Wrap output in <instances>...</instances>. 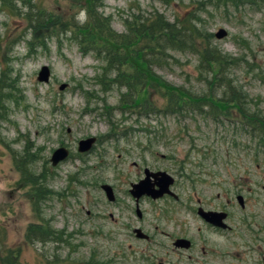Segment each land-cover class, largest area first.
Listing matches in <instances>:
<instances>
[{"label":"rangeland","instance_id":"1","mask_svg":"<svg viewBox=\"0 0 264 264\" xmlns=\"http://www.w3.org/2000/svg\"><path fill=\"white\" fill-rule=\"evenodd\" d=\"M200 1L104 0L102 9L112 17L113 28L124 33L125 20L132 15H148L157 9L174 21L198 9ZM37 9L60 22L86 19L84 8L72 0L0 4V76L4 72L8 83L16 81L18 91L0 118V264L7 262L8 254L14 264H71L91 257L100 264H189L186 252L172 249L170 213L161 209L164 204L170 207V202L143 203L140 207L146 217L144 221L138 218L130 189L143 177L147 164L183 174L189 184L199 179L201 191L215 200L219 192L224 202L233 200L229 209L234 216L233 232L208 236L202 245L209 256L199 254L197 259L209 264H264V148L239 123L236 112L230 110L235 123L203 117L182 123L165 117L139 120L136 114L124 113L118 109V90L103 93L95 82L102 73L100 62L92 55L84 56L70 33L54 34L46 47H33L45 30L35 31L28 21ZM199 13L214 35L220 29L228 31L222 40L215 37V44L241 59L232 78L249 95L251 102L246 105L251 112L264 115V10L210 6ZM174 55L176 60L156 68L159 75L200 98L212 90L221 96L217 87L199 80L195 56ZM45 65L52 71L47 84L38 81ZM63 84L65 90L60 89ZM156 99L160 100L153 94L152 100ZM141 125L159 130L160 136L163 130L166 134L149 147L147 139L154 136L140 131ZM111 129L116 133L111 134ZM92 136L98 138L93 151L80 154L79 141ZM61 146L71 150V157L53 167L52 154ZM27 147L37 158L31 165L25 158ZM32 172L49 174L46 188L51 192L39 204ZM104 184L113 187L115 202L108 200L101 188ZM238 195L248 197L246 210L240 208ZM43 223L64 240L44 244L28 239L29 229ZM138 227L152 235L153 241L136 238L133 230Z\"/></svg>","mask_w":264,"mask_h":264},{"label":"trees","instance_id":"2","mask_svg":"<svg viewBox=\"0 0 264 264\" xmlns=\"http://www.w3.org/2000/svg\"><path fill=\"white\" fill-rule=\"evenodd\" d=\"M72 1L84 8L86 12L84 22L77 21L75 17L72 21L60 22L52 15L47 16L42 9L28 15L32 29L35 31L40 27L45 29L42 40H39V43L35 42L33 47L35 45L46 47L48 38L70 33L84 56L92 55L100 62L99 68L102 73L97 75L95 82L103 93L118 90L120 93L118 109L124 113L136 114L139 120L165 117L174 118L182 123L203 117L211 118L215 122L235 123L237 120H234V114L232 116L230 113L232 109L239 117V123L248 130V134L253 133L258 137L259 145L264 148V115L260 112H251L246 105L247 102H251L249 95L232 78L231 72L240 65L241 59L215 44V35L210 31L208 22L200 13L197 14L198 10L207 12L210 6L218 10L221 8L239 10L247 7L264 10V0H201L198 9H191V12L181 18H175L174 21L155 9L148 15L135 14L131 19L127 18L125 20L127 32L124 33L113 28L112 17L106 15L102 9L105 6L104 0ZM160 1L169 3L170 0ZM14 2L15 0H0L1 7H12ZM174 54L195 56L200 72L199 80L211 87H217L221 91V96L216 95L218 90H212L204 95L205 98H200L192 95L184 86L173 85L159 75L156 68H163L170 59L176 60ZM8 82L3 72L0 76V118H4L5 110L9 111L7 103L17 99L14 94L18 92L16 81L12 84ZM9 89L12 92H8ZM153 94L158 95L162 102L157 99L153 101ZM140 128V131L154 136L147 139L149 147L153 141L166 134V130H163L160 136L159 130H152L149 126L141 125ZM187 129L189 126L185 125L186 132ZM130 130L136 131L133 128ZM114 131L115 129H111V134H115ZM123 133H120L119 137H122ZM25 153L30 165L36 162V154H32L29 147ZM26 166L25 162L24 167ZM48 175L31 173L37 204L43 202L51 192L46 188ZM27 238L44 244L60 243L64 240L61 233L44 223L33 225L28 231ZM4 259L7 260L4 264H14V259L9 254ZM71 264L100 263L91 257L87 262Z\"/></svg>","mask_w":264,"mask_h":264},{"label":"flooded vegetation","instance_id":"3","mask_svg":"<svg viewBox=\"0 0 264 264\" xmlns=\"http://www.w3.org/2000/svg\"><path fill=\"white\" fill-rule=\"evenodd\" d=\"M135 165H137V163H135ZM145 166L146 167L143 169V177H141L136 183L132 184H138L139 182L143 181L147 177V171L154 174L163 171L167 172L173 179L170 187L171 193L157 200L153 199L150 196H143L137 202V200L133 197L136 204V213L137 208L139 207L141 210L140 206L146 202L152 204H158L160 202H170V207H167V204H164L161 205V209L170 213L172 231L171 235H168L171 239L173 251L178 253L186 252L189 264H209L208 261L197 259L199 254L205 255L206 257L209 256V251L203 247L202 242L208 241V236L210 235L211 237H223L225 233L233 232V227L235 225L234 216L229 210L234 206L233 200L230 199L227 202H224L222 200L223 194L219 192L217 194V202L215 205V199L201 191L200 183H197L199 179L195 181V184H189L185 180H183V174H171L168 171L162 170L160 167L150 166L148 164ZM151 184L153 185V188L159 189L158 180L154 176H151ZM216 186L218 188H221V183H218ZM131 189L130 194L132 195ZM240 197H242L241 201ZM236 200L240 208L242 210H246L248 197L238 195ZM165 208H168V210H166ZM210 212L224 214V220L216 223L209 222L206 219L205 214ZM145 217V213L141 210V214L138 215V218L141 221H144ZM136 229H141L149 237L148 239L140 240H144L149 243L153 241V236L146 233L142 227H138L133 230L135 236ZM195 229L197 230V233H195ZM181 240H186L188 242L187 247H181L178 245V242ZM212 255H214V253H212Z\"/></svg>","mask_w":264,"mask_h":264},{"label":"water","instance_id":"4","mask_svg":"<svg viewBox=\"0 0 264 264\" xmlns=\"http://www.w3.org/2000/svg\"><path fill=\"white\" fill-rule=\"evenodd\" d=\"M228 36V31L226 29H220L215 37L218 40H222L225 37ZM52 77V71L49 66L45 65L42 67L41 71L38 74V81L40 83H49L51 81ZM67 87L66 84H63L60 89L65 90ZM98 142V138L95 136L88 137L81 139L78 143V151L82 154H88L90 153L94 147L96 146ZM71 151L65 146H61L57 148L51 157V164L53 167H57L60 164L64 163L70 158ZM147 177L139 182L138 184H132L131 193L133 197L137 200V202L143 197V196H150L153 199L157 200L165 195H168L171 193L170 187L173 182L172 177L167 172H159V173H150L147 171ZM151 176H154L158 180V186L159 189L153 188V185L151 184ZM102 190L105 192L108 200L110 202H114L116 200L114 189L109 184L102 185ZM242 197H240L241 201ZM138 215L141 214V210L138 207L137 208ZM206 219L211 223H216L224 220V214H217V213H206L205 214ZM135 234L138 239H148V235L145 234L141 229H136ZM178 245L181 247H187L188 242L186 240H181L178 242Z\"/></svg>","mask_w":264,"mask_h":264}]
</instances>
